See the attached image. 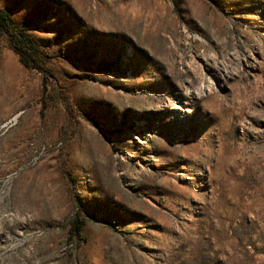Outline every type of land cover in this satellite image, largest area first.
Segmentation results:
<instances>
[{
  "label": "rangeland",
  "instance_id": "1",
  "mask_svg": "<svg viewBox=\"0 0 264 264\" xmlns=\"http://www.w3.org/2000/svg\"><path fill=\"white\" fill-rule=\"evenodd\" d=\"M0 9V264H264V0Z\"/></svg>",
  "mask_w": 264,
  "mask_h": 264
},
{
  "label": "trees",
  "instance_id": "2",
  "mask_svg": "<svg viewBox=\"0 0 264 264\" xmlns=\"http://www.w3.org/2000/svg\"><path fill=\"white\" fill-rule=\"evenodd\" d=\"M0 35L9 42L21 65L26 68H32L34 65L39 71L44 69L45 54L41 51L39 43L24 28L14 23L8 10L0 9ZM80 229L81 223L76 219L73 222L76 235H79Z\"/></svg>",
  "mask_w": 264,
  "mask_h": 264
}]
</instances>
